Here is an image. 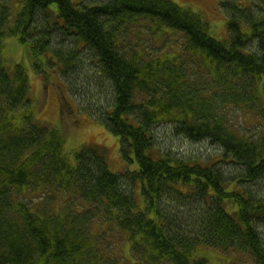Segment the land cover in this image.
I'll use <instances>...</instances> for the list:
<instances>
[{
    "label": "trees",
    "instance_id": "1",
    "mask_svg": "<svg viewBox=\"0 0 264 264\" xmlns=\"http://www.w3.org/2000/svg\"><path fill=\"white\" fill-rule=\"evenodd\" d=\"M218 3L224 40L170 0H0V264H264V0ZM119 9L178 31V52H122L121 24L105 27ZM7 42L43 82L98 69L102 122L134 167L111 172L99 146L67 153ZM166 126L219 155L172 157L154 137Z\"/></svg>",
    "mask_w": 264,
    "mask_h": 264
},
{
    "label": "rangeland",
    "instance_id": "2",
    "mask_svg": "<svg viewBox=\"0 0 264 264\" xmlns=\"http://www.w3.org/2000/svg\"><path fill=\"white\" fill-rule=\"evenodd\" d=\"M170 1L199 15L208 24L209 35L212 39L224 40L228 36L227 16L219 7L218 0ZM119 27L120 25H117L116 30H119ZM148 31L142 23L133 25L122 36V42L124 40L126 45H132L138 41L140 48H144L146 52H151L154 56L162 53H168L171 56L178 52L183 40L182 37L178 35L155 37ZM12 44V42L6 44L9 49V52L5 54L6 60L10 66L21 64L27 70L29 97L37 109L38 121L48 127L55 128V130L60 129L65 134V151L69 153L78 151L83 146H99L105 150V160L111 172L119 173L124 171L126 167L133 168L134 165L120 159L119 138L110 134L102 122V111L109 105L107 103L110 100L111 91L107 90L108 82L104 78H97L98 69L96 71L91 70L90 74L86 73L87 76L86 74L84 76L83 72L74 74L75 71H72L71 68L64 76H58L56 72H48L46 82H43V79L31 69L27 53L23 51V47L21 45L14 47ZM233 117L234 122H239L244 118V115L236 116L234 114ZM154 137L157 145H160L159 147L163 151L166 150L172 157L212 158L214 160L220 153L215 145L213 146L206 141L193 144L176 137L170 131V126L157 129ZM233 173L235 170L228 169L225 176H230ZM257 186L262 188L264 194V182L258 183ZM133 190L137 191L136 189ZM139 201L141 204V199ZM121 249L122 254H128L126 246H121ZM207 257L210 259H208L209 264L221 262L210 252L207 253Z\"/></svg>",
    "mask_w": 264,
    "mask_h": 264
},
{
    "label": "bare ground",
    "instance_id": "3",
    "mask_svg": "<svg viewBox=\"0 0 264 264\" xmlns=\"http://www.w3.org/2000/svg\"><path fill=\"white\" fill-rule=\"evenodd\" d=\"M7 1H8V3H10L13 0H6V2ZM116 12H117L116 16L113 18H109V20L105 24V27L110 25V24L112 25L115 23L121 24L119 27V30H116V27H115L116 31L114 32L116 34L117 38L119 39V41H121V42L123 39L121 36L126 34V32H128L133 25H136V22L142 23L149 30L148 32H150L155 37H159V36L162 37V35H178V36L183 38V35H181L178 31L173 30L171 28H167V29L166 28H162V29L155 28V24L153 21H151V19H148V20L143 19V18L147 17V15H145V14L131 15L132 12H127L125 10L123 11L122 9H119ZM137 42L138 41H136V43H134L132 45H128V44L126 45V43L123 40V42L120 43L121 51L123 52L125 49L135 50V51L144 50V48H140V45ZM122 55H124V54H122Z\"/></svg>",
    "mask_w": 264,
    "mask_h": 264
}]
</instances>
